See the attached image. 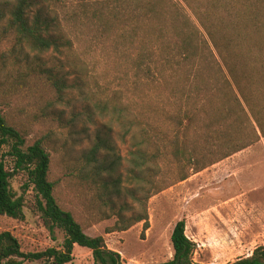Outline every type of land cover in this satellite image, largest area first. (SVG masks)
Segmentation results:
<instances>
[{
    "label": "rangeland",
    "instance_id": "1",
    "mask_svg": "<svg viewBox=\"0 0 264 264\" xmlns=\"http://www.w3.org/2000/svg\"><path fill=\"white\" fill-rule=\"evenodd\" d=\"M107 1L35 0L33 13L41 9L57 17L62 33L72 43L69 48L62 40L59 50L47 53L19 44L9 27V16L4 19L0 14V111L28 145L41 141L50 153V180L60 206L73 213L88 236L104 237L107 247L126 263L171 260V236L181 220L186 221L187 236L196 243L197 264H229L250 256L264 247V135L258 131L260 139L252 146L223 160L200 157L217 145L209 138L210 131L202 122L196 132H177L170 117L178 114L175 104L179 102L166 91V62L145 58L138 64L141 50L137 47L146 46H132L119 38L122 23L106 15ZM144 28L149 29L148 21ZM142 32L141 37L147 36L146 45H151L150 35ZM53 76L65 80L67 89L62 94L53 85ZM115 106L127 107L129 118L140 119L160 146L158 179L170 185L149 200L150 228L146 232L140 223L125 232L107 233L117 222L115 210L122 201L132 202L131 198L124 194L114 210L101 207L93 188L83 185L78 177L80 158L99 141L104 142L103 155L116 162L110 177H127L137 128L132 124L123 127L122 116L113 112ZM251 133V128L243 133L237 130L234 138ZM176 137L189 156H174ZM9 151L6 148L3 153L13 169ZM216 161L195 173L194 169ZM184 176L188 178L179 182ZM11 187L25 197V219L0 215V233L11 232L27 254L61 249L65 235L59 229H49L27 174H16ZM93 263L90 250L75 246L70 264Z\"/></svg>",
    "mask_w": 264,
    "mask_h": 264
},
{
    "label": "trees",
    "instance_id": "2",
    "mask_svg": "<svg viewBox=\"0 0 264 264\" xmlns=\"http://www.w3.org/2000/svg\"><path fill=\"white\" fill-rule=\"evenodd\" d=\"M104 4L106 15L122 23L120 39L132 46L145 44V48L137 47L141 50L138 64L145 58L166 62V91L179 102L175 104L178 114L170 117L177 132H196L202 122L210 131L209 138L217 145L200 157L223 160L252 146L260 139L258 131L264 135V0H108ZM36 6L35 0H0V10L5 12L0 11L1 18L9 16V27L19 44L38 53L59 50L62 40L71 48V40L62 33L59 19L41 9L33 13ZM142 31L150 35L151 45H146L147 36L141 37ZM52 80L59 94L66 91L65 80L55 76ZM98 107L102 108L99 104ZM113 112L122 116L123 127L132 124L137 128L133 137L135 148L129 152L127 177H110L116 162L103 155L104 142L100 141L80 158L78 177L83 185L93 188L101 207L114 210L124 194L131 198L132 202L122 201L120 209L115 210L117 222L107 233L125 232L140 223H144L146 232L150 228L149 200L170 187L158 179L160 146L140 119L129 118L127 107L115 106ZM250 128L251 135L234 138L237 130L243 133ZM179 139L173 142L174 156H189L184 146H179ZM6 148L14 160L13 169L5 160ZM217 162L194 171L199 173ZM51 167L52 158L43 143L28 145L0 111V215L25 219V197L18 196L11 187L16 174L25 172L49 229H59L65 235L61 249L27 254L11 232H1L0 264H70L74 261L75 246L90 250L93 264H128L118 252L107 247L104 237L88 236L73 213L60 206L55 197L56 186L50 180ZM187 178L184 176L179 182ZM171 243L173 258L159 264H197L196 243L186 234L185 220L176 224ZM229 264H264V247Z\"/></svg>",
    "mask_w": 264,
    "mask_h": 264
}]
</instances>
